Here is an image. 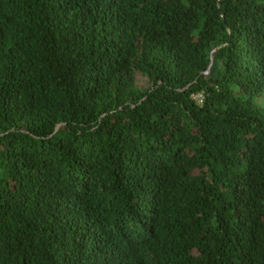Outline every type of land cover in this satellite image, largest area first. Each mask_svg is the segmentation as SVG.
I'll return each mask as SVG.
<instances>
[{
    "label": "trees",
    "instance_id": "trees-1",
    "mask_svg": "<svg viewBox=\"0 0 264 264\" xmlns=\"http://www.w3.org/2000/svg\"><path fill=\"white\" fill-rule=\"evenodd\" d=\"M0 264H264V0H0Z\"/></svg>",
    "mask_w": 264,
    "mask_h": 264
},
{
    "label": "rangeland",
    "instance_id": "rangeland-1",
    "mask_svg": "<svg viewBox=\"0 0 264 264\" xmlns=\"http://www.w3.org/2000/svg\"><path fill=\"white\" fill-rule=\"evenodd\" d=\"M138 81H139L138 82L139 87H141L143 89L147 88L149 85L147 79L144 77H140Z\"/></svg>",
    "mask_w": 264,
    "mask_h": 264
},
{
    "label": "water",
    "instance_id": "water-1",
    "mask_svg": "<svg viewBox=\"0 0 264 264\" xmlns=\"http://www.w3.org/2000/svg\"><path fill=\"white\" fill-rule=\"evenodd\" d=\"M213 64H214V52L211 55V63H210L209 69L207 71V74H211L212 73V66H213Z\"/></svg>",
    "mask_w": 264,
    "mask_h": 264
},
{
    "label": "built area",
    "instance_id": "built-area-1",
    "mask_svg": "<svg viewBox=\"0 0 264 264\" xmlns=\"http://www.w3.org/2000/svg\"><path fill=\"white\" fill-rule=\"evenodd\" d=\"M195 99H196L199 103H201L203 98H202L201 95H198V96L195 97Z\"/></svg>",
    "mask_w": 264,
    "mask_h": 264
}]
</instances>
